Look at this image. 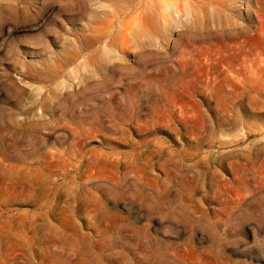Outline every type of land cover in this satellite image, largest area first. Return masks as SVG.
Masks as SVG:
<instances>
[{
    "label": "rangeland",
    "instance_id": "obj_1",
    "mask_svg": "<svg viewBox=\"0 0 264 264\" xmlns=\"http://www.w3.org/2000/svg\"><path fill=\"white\" fill-rule=\"evenodd\" d=\"M48 1L0 42V264H264V0L157 2L109 60Z\"/></svg>",
    "mask_w": 264,
    "mask_h": 264
},
{
    "label": "bare ground",
    "instance_id": "obj_2",
    "mask_svg": "<svg viewBox=\"0 0 264 264\" xmlns=\"http://www.w3.org/2000/svg\"><path fill=\"white\" fill-rule=\"evenodd\" d=\"M30 1L34 2V0H0V17L2 18V20L0 21V23L2 22L0 25V42H3L5 39L11 38L15 34L32 33L35 31H39L46 25V23L56 10L53 3L45 0L44 5L42 6L40 17L38 16V19H36V21L34 22H31L30 20L24 21L20 24H14L12 21L4 20L3 17L5 15L12 14H18V17H20L21 15H28V18L30 12L32 11V8L29 5ZM143 1L144 0H76L75 9L79 13V17L81 18L80 20L84 21L86 20V18L89 20L88 31L92 35L95 34V38L98 44H103V53L107 56L108 60L109 58L112 59V54L116 50V47L121 48V50L124 51L125 46L129 45L134 39V32L136 31V29L139 30L140 28H145L146 21L151 17V15L147 14L146 9H148V6H151L152 4L159 2L160 12L165 18V9L175 8L177 13L180 12L191 15L194 11L196 12V8H203L204 5H208V7H211L217 4L219 5L224 3L223 0H165V3L163 2V0H146L147 6L145 7L144 4H142ZM97 5H101V7H108L109 10L97 11L95 9ZM64 6L69 9L71 4L66 3ZM129 8L133 9L136 13L135 16L131 17L130 20H128L129 18H125V15ZM118 35L119 37H122L120 44L118 43ZM76 55L78 56L80 55V53L77 52ZM111 63L112 62H110V64ZM104 64L105 63H103V65Z\"/></svg>",
    "mask_w": 264,
    "mask_h": 264
}]
</instances>
